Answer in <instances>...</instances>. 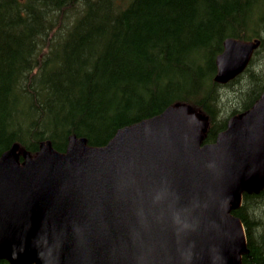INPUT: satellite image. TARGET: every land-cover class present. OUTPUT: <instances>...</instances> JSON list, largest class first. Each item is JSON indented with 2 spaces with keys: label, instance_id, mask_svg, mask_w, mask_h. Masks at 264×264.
Returning <instances> with one entry per match:
<instances>
[{
  "label": "water",
  "instance_id": "water-1",
  "mask_svg": "<svg viewBox=\"0 0 264 264\" xmlns=\"http://www.w3.org/2000/svg\"><path fill=\"white\" fill-rule=\"evenodd\" d=\"M259 38L227 37L214 80L248 64ZM184 104L118 128L101 146L70 136L0 155V258L11 264H241L245 233L230 213L264 185V91L202 143Z\"/></svg>",
  "mask_w": 264,
  "mask_h": 264
},
{
  "label": "trees",
  "instance_id": "trees-1",
  "mask_svg": "<svg viewBox=\"0 0 264 264\" xmlns=\"http://www.w3.org/2000/svg\"><path fill=\"white\" fill-rule=\"evenodd\" d=\"M226 37L260 43L219 84ZM263 90L264 0H0V154L17 143L33 155L46 140L63 151L71 135L99 146L177 104L199 111L211 142ZM231 212L246 235L241 264H264V186Z\"/></svg>",
  "mask_w": 264,
  "mask_h": 264
},
{
  "label": "rangeland",
  "instance_id": "rangeland-1",
  "mask_svg": "<svg viewBox=\"0 0 264 264\" xmlns=\"http://www.w3.org/2000/svg\"><path fill=\"white\" fill-rule=\"evenodd\" d=\"M229 95H230V93H226V94H224L223 97H222V100L227 101L226 98H229ZM225 97H226V98H225ZM190 112H191V113H194L196 116H198L199 119H202V120L204 119L203 117H201V116L198 114L199 111L196 112L195 110L190 109Z\"/></svg>",
  "mask_w": 264,
  "mask_h": 264
},
{
  "label": "bare ground",
  "instance_id": "bare-ground-1",
  "mask_svg": "<svg viewBox=\"0 0 264 264\" xmlns=\"http://www.w3.org/2000/svg\"><path fill=\"white\" fill-rule=\"evenodd\" d=\"M32 4V3H31ZM53 5V4H52ZM50 6V5H49ZM14 7V6H13ZM16 8V7H15ZM66 19H67V17H66ZM78 24V23H77ZM70 26V25H69ZM79 26V25H78ZM83 27V26H82ZM72 28V27H71ZM63 29V28H62ZM94 35V34H93ZM62 41V40H61ZM64 41V40H63ZM70 43V42H69ZM63 45V44H62ZM64 45H65V43H64ZM62 48V47H61ZM50 71V70H49ZM43 72V71H42ZM144 95H145V93H144ZM11 101V100H10ZM23 101V100H22ZM34 103V102H33ZM14 104V103H13ZM27 114V113H26ZM23 115V114H22ZM29 115V114H28ZM22 117V116H21ZM25 117V116H24ZM29 117H30V115H29ZM20 118V117H19ZM23 119V118H22ZM35 119V118H34ZM28 121H29V119H28ZM27 121V122H28ZM26 123V122H25ZM18 124V123H17ZM28 124V123H27ZM24 125V124H23ZM29 125V124H28ZM30 127V126H29ZM25 128V127H24ZM26 128H27V126H26ZM256 242V241H255Z\"/></svg>",
  "mask_w": 264,
  "mask_h": 264
}]
</instances>
